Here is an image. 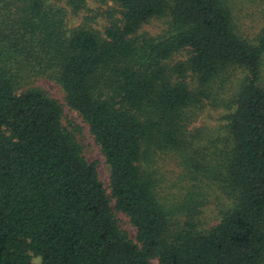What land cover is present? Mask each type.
<instances>
[{"label":"trees","instance_id":"16d2710c","mask_svg":"<svg viewBox=\"0 0 264 264\" xmlns=\"http://www.w3.org/2000/svg\"><path fill=\"white\" fill-rule=\"evenodd\" d=\"M98 1L120 7L104 34L93 13L70 25L87 0H0V264H264V27L255 43L244 39L226 0ZM160 18L165 33L137 36ZM238 69L227 137L205 152L189 131L195 109ZM37 76L59 82L88 123L114 206L80 126L63 122L58 100L24 88ZM170 151L231 200L214 226L201 227L204 200L173 206L159 194L155 157Z\"/></svg>","mask_w":264,"mask_h":264},{"label":"rangeland","instance_id":"374dc122","mask_svg":"<svg viewBox=\"0 0 264 264\" xmlns=\"http://www.w3.org/2000/svg\"><path fill=\"white\" fill-rule=\"evenodd\" d=\"M54 3L58 5L57 1ZM226 3L232 11L237 32L244 39L255 43L264 27V0H226ZM87 6L89 11L81 12L79 15L69 13L68 18L71 26L80 25L85 15H92L93 13L95 15L94 28L104 34L109 24V13L117 14L120 11L118 4L112 1L101 3L98 0H87ZM168 28V18L153 19L142 26L137 36L140 39L155 37L165 33ZM187 57L188 53L182 51L174 56L172 62L180 61ZM229 73L230 71L227 75ZM230 76L231 79L223 86H220L219 83L221 79H217L213 83L210 91L213 93L215 100L205 103V106L200 109H195L196 118L189 126V131L192 134L199 135L198 145L204 148L205 152L208 149L210 151L213 150V143L219 136L225 139L227 137L225 125L228 122V115L236 109L235 93L240 88L246 74L242 69H238L231 71ZM24 88H36L46 93L49 97L58 100L63 105V122L67 124L70 121L80 126L81 130L78 132L77 137L83 146L84 154L89 161H99V177L111 197L112 206H114L115 199L112 197L110 187V168L106 158L100 145L91 134L88 123L78 111L67 104L65 93L59 82L51 77L37 76L29 79ZM218 97L221 100L217 99ZM199 152L201 153V150ZM186 159L185 154H182V152L175 153L173 151L162 153L155 157L153 168L155 169L159 194L165 197L168 204L173 206L180 203L187 196L192 198L194 195L204 200L205 205L200 216L201 227L210 228L219 222L223 210L230 204L231 200L227 198L218 182L210 181L204 176L199 177V180L194 179L190 174V171L194 170V165L188 164ZM200 161L202 162L203 160L200 159ZM115 212L120 229L126 231L136 241L137 230L131 223L130 218L123 212L116 210ZM33 261L40 263L41 258L35 255L33 256ZM154 264H159L157 259L154 260Z\"/></svg>","mask_w":264,"mask_h":264}]
</instances>
